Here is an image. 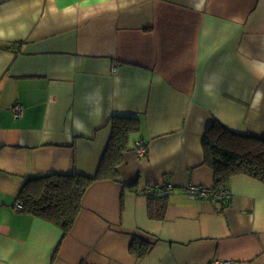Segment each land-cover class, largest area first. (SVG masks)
Segmentation results:
<instances>
[{
	"label": "crops",
	"instance_id": "0c3cea01",
	"mask_svg": "<svg viewBox=\"0 0 264 264\" xmlns=\"http://www.w3.org/2000/svg\"><path fill=\"white\" fill-rule=\"evenodd\" d=\"M113 113L139 129L68 232L17 210L29 179L95 175ZM212 120L264 138V0H0V264H264V183L235 175L224 206L187 195L214 183ZM153 185L172 189L151 216Z\"/></svg>",
	"mask_w": 264,
	"mask_h": 264
},
{
	"label": "trees",
	"instance_id": "16d2710c",
	"mask_svg": "<svg viewBox=\"0 0 264 264\" xmlns=\"http://www.w3.org/2000/svg\"><path fill=\"white\" fill-rule=\"evenodd\" d=\"M138 123L139 117L135 114L113 113L110 119L112 133L95 175L53 174L29 179L19 193L23 210L44 217L66 234L77 217L81 197L90 183L94 179L116 176L130 136L139 129ZM201 145L204 161L215 173L213 186L216 188H229L227 183L235 175H248L264 183V138L240 135L219 121L212 120L202 135ZM152 188L154 193L151 194L144 190L151 216L162 210L165 204V195H159L162 187L153 185ZM133 237L129 249L142 256L149 242Z\"/></svg>",
	"mask_w": 264,
	"mask_h": 264
},
{
	"label": "built area",
	"instance_id": "2783aa9c",
	"mask_svg": "<svg viewBox=\"0 0 264 264\" xmlns=\"http://www.w3.org/2000/svg\"><path fill=\"white\" fill-rule=\"evenodd\" d=\"M11 109L13 111L14 117L19 118L22 115L23 109L20 105L14 104L11 106ZM145 147L142 145L141 142H137L135 152H137L139 155H144L146 152ZM164 189L171 190L172 188L170 186H166L161 189L163 191ZM145 192L148 194L154 193V188L152 187H145ZM187 195L189 198L200 200V199H208V200H218L221 202V204L227 205L231 201V191L227 187L223 188H216L215 186H204V185H195L193 183H189L187 185ZM17 210L22 208L21 203L18 202L16 204ZM217 264H232L230 261H218Z\"/></svg>",
	"mask_w": 264,
	"mask_h": 264
}]
</instances>
